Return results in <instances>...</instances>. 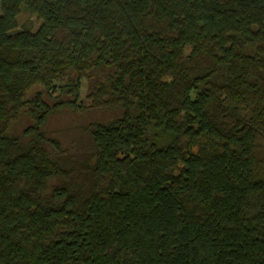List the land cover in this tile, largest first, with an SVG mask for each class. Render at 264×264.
I'll return each mask as SVG.
<instances>
[{"label": "trees", "instance_id": "obj_1", "mask_svg": "<svg viewBox=\"0 0 264 264\" xmlns=\"http://www.w3.org/2000/svg\"><path fill=\"white\" fill-rule=\"evenodd\" d=\"M0 264H264V0H0Z\"/></svg>", "mask_w": 264, "mask_h": 264}, {"label": "rangeland", "instance_id": "obj_2", "mask_svg": "<svg viewBox=\"0 0 264 264\" xmlns=\"http://www.w3.org/2000/svg\"><path fill=\"white\" fill-rule=\"evenodd\" d=\"M27 19L26 15H22L19 17L20 24H23L24 21ZM35 27L38 26V21L34 19ZM85 91H87L85 89ZM86 95V92L82 94V97L84 98ZM99 117H103L104 119H108L109 115H102L100 113H94V114H85V115H75L71 112L64 111L61 113H58L54 115L50 120L48 124V131L50 134L61 137V141L64 144H69L70 141H73L76 138L84 139L85 136L81 135V132L83 131L84 127L91 122L94 119H98ZM23 125H20L17 128V131H20V129L27 124V120H23ZM86 141V138H85Z\"/></svg>", "mask_w": 264, "mask_h": 264}]
</instances>
